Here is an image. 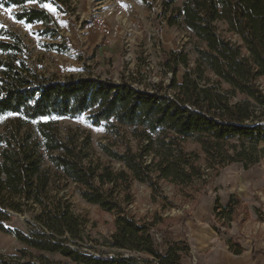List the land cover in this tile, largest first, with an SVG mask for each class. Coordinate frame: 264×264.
I'll return each instance as SVG.
<instances>
[{"label": "trees", "instance_id": "16d2710c", "mask_svg": "<svg viewBox=\"0 0 264 264\" xmlns=\"http://www.w3.org/2000/svg\"><path fill=\"white\" fill-rule=\"evenodd\" d=\"M162 16L169 26L193 34L197 57L192 61L186 50L165 52L161 65L171 74L169 83L145 88L126 78H48L30 65L21 35L8 30L7 39H0V118L17 116L0 131V231L26 246L14 256L0 253V264H181L190 254L189 242L171 240L160 250L153 224L129 210L134 182L153 192L160 180L197 190L224 167L241 163L248 169L264 156V0H183L178 7L168 0ZM15 17L43 22L42 34L57 35L45 9L26 7ZM87 113L92 125L105 126L121 141L100 143L108 161L95 154L89 133L70 130L61 136L53 120ZM189 139L200 151L186 147ZM70 185L87 202L114 214V231L104 242L112 252L98 250L99 240L88 236L89 220L62 194ZM241 204L235 194L227 203L216 198L217 233H227ZM18 215L25 216V230L10 226ZM227 244L236 255L245 251L237 237ZM252 255L260 258L264 250Z\"/></svg>", "mask_w": 264, "mask_h": 264}, {"label": "rangeland", "instance_id": "374dc122", "mask_svg": "<svg viewBox=\"0 0 264 264\" xmlns=\"http://www.w3.org/2000/svg\"><path fill=\"white\" fill-rule=\"evenodd\" d=\"M5 1L0 0V39H7L8 30L21 35L29 49L30 65L48 78L65 80L100 76L115 81L126 78L135 86L145 88L162 81L169 83L171 74L164 73L161 65L165 52L186 50L192 61L197 57L193 34L185 28L169 26L163 18L164 2L168 0H30L23 5L10 6ZM182 2L173 0V5L181 6ZM26 7L45 9L52 16L48 26L57 35H52V31L42 34L43 22L17 20L15 14ZM98 18L105 20V30L98 27ZM52 43L70 44L72 48L58 51L49 47ZM183 72L181 68L180 80ZM260 82L264 88V80ZM53 120L61 136L70 130L89 133L95 154L104 161L109 159L100 143L110 140L119 145L121 142L108 133L105 126L92 125L89 113L76 118L53 117ZM15 122L16 115L0 118V131ZM131 144L137 145L132 137ZM186 147L200 151V146L192 139L187 141ZM112 165L120 166L118 162ZM159 184L160 189L153 192L148 184L135 181L132 188L134 202L129 205V210L138 219L153 224L152 233L160 250L164 251L166 242L171 240L186 239L189 242L190 254L181 264H213L214 259L233 257L234 253L227 245L232 236L243 242L249 251L264 240V228H257L258 222L264 223V156L248 169L241 163L224 167L205 188L180 187L165 180H160ZM62 194L69 198L76 214L89 220L87 234L99 240L98 250L112 252L104 242L114 231V214L87 202L74 185L64 189ZM232 194L242 200L234 221L238 226H231L227 233L219 234L212 222L215 201L220 197L227 203ZM252 212L256 214L254 220L251 219ZM24 218L23 215L15 216L10 226L25 230ZM24 247L13 234L0 231L1 254L14 256ZM45 255L53 260L62 259L58 254Z\"/></svg>", "mask_w": 264, "mask_h": 264}, {"label": "crops", "instance_id": "0c3cea01", "mask_svg": "<svg viewBox=\"0 0 264 264\" xmlns=\"http://www.w3.org/2000/svg\"><path fill=\"white\" fill-rule=\"evenodd\" d=\"M251 219H256V214L255 212L251 213ZM235 221V220H234ZM232 222V228H235L236 226H238L237 224H235V222ZM264 223L262 222H258L257 224V228L262 229L264 228ZM228 245V244H227ZM243 247L245 248V251L240 254V255H236L234 254V256H226L223 259H214V263L213 264H264V256L260 257V258H253V251H261L264 250V240L259 242V245L253 249H251L249 251V248L244 246V243L242 242ZM229 247V246H228Z\"/></svg>", "mask_w": 264, "mask_h": 264}, {"label": "built area", "instance_id": "2783aa9c", "mask_svg": "<svg viewBox=\"0 0 264 264\" xmlns=\"http://www.w3.org/2000/svg\"><path fill=\"white\" fill-rule=\"evenodd\" d=\"M97 24L100 29H103V30L106 29L105 20L103 18H98Z\"/></svg>", "mask_w": 264, "mask_h": 264}, {"label": "snow or ice", "instance_id": "6c2138e0", "mask_svg": "<svg viewBox=\"0 0 264 264\" xmlns=\"http://www.w3.org/2000/svg\"><path fill=\"white\" fill-rule=\"evenodd\" d=\"M9 11H11V10H9Z\"/></svg>", "mask_w": 264, "mask_h": 264}]
</instances>
